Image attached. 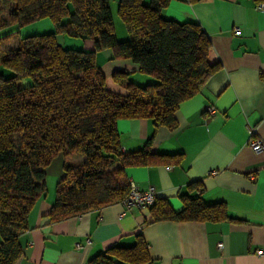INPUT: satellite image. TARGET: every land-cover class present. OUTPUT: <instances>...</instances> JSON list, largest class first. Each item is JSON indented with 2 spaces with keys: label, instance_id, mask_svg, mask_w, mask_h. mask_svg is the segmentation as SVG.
I'll list each match as a JSON object with an SVG mask.
<instances>
[{
  "label": "trees",
  "instance_id": "obj_1",
  "mask_svg": "<svg viewBox=\"0 0 264 264\" xmlns=\"http://www.w3.org/2000/svg\"><path fill=\"white\" fill-rule=\"evenodd\" d=\"M170 1L119 0L118 14L129 31L121 41L110 0H0V30L6 32L0 34V264H18L24 255L21 237L56 157H63L64 172L49 213L52 222L121 202L131 184L126 167L181 157L146 147L126 152L117 126L122 118H147L156 127L176 129L180 104L222 66L210 59L213 43L199 23L163 14ZM45 17L53 19L55 31L18 35L21 26ZM11 26L15 31L7 32ZM64 35L93 40L95 49L66 47ZM103 48L114 59L130 58L145 80L138 83L130 72L116 70L112 77L127 92L111 91L96 59ZM28 78L32 83L23 84ZM182 200L176 211L157 197L149 207L154 221L234 219L224 202L208 204L201 192ZM150 260L139 234L133 246H113L88 263Z\"/></svg>",
  "mask_w": 264,
  "mask_h": 264
},
{
  "label": "crops",
  "instance_id": "obj_2",
  "mask_svg": "<svg viewBox=\"0 0 264 264\" xmlns=\"http://www.w3.org/2000/svg\"><path fill=\"white\" fill-rule=\"evenodd\" d=\"M261 1H170L163 14L199 23L213 43L210 59L222 66L199 93L180 104L176 129L156 127L147 118H122L117 123L126 152L146 147L160 154H181L171 162L128 166V178L142 189L156 186L158 198L167 199L176 211L183 208L182 195L201 192L208 204L224 202L234 219L154 221L150 209H135L120 218L123 205L116 202L52 222L49 213L56 190L47 187L30 211L18 264H89L113 246H133L139 234L147 241L151 258L145 264H264V254L256 252L264 250V153H256L248 144L250 126L264 140V11L257 7ZM118 3L110 0L112 13L118 14ZM120 21L119 33L114 17L117 38L123 41L129 31ZM235 26L241 27L240 33H235ZM15 29L11 26L7 32ZM5 33L0 30L2 36ZM16 39L17 34L10 43ZM78 39L60 37L64 46L79 44ZM81 41L82 48L95 49L93 40ZM96 59L115 93L127 92L124 84L114 81L116 70L130 72L138 83L145 80L136 63L112 58L109 48L97 50ZM55 159L47 171L56 165L61 178L63 161L59 156ZM88 238L91 241L86 243ZM77 243L82 244L80 249Z\"/></svg>",
  "mask_w": 264,
  "mask_h": 264
},
{
  "label": "built area",
  "instance_id": "obj_3",
  "mask_svg": "<svg viewBox=\"0 0 264 264\" xmlns=\"http://www.w3.org/2000/svg\"><path fill=\"white\" fill-rule=\"evenodd\" d=\"M257 7L260 10L264 11V1L258 3ZM235 33L241 32L240 26H235L234 28ZM209 112L211 114L215 113V109L213 107L209 108ZM250 133L249 138V146L256 152V153H264V140L256 134V128L250 126L248 128ZM158 197V190L156 186L150 185L148 188L142 189L134 180L131 179L130 189L128 194L125 198L121 201L123 205V211L120 214V218L124 217L128 213L133 212L135 209H149L151 205H153ZM91 240L88 238L86 243H89ZM223 245L222 242L219 243V247ZM82 244L77 243V248H81ZM259 255L264 254L263 249H258L256 251Z\"/></svg>",
  "mask_w": 264,
  "mask_h": 264
},
{
  "label": "rangeland",
  "instance_id": "obj_4",
  "mask_svg": "<svg viewBox=\"0 0 264 264\" xmlns=\"http://www.w3.org/2000/svg\"><path fill=\"white\" fill-rule=\"evenodd\" d=\"M144 2L145 3H150V0H144ZM114 17H115L116 23L118 25L117 30L119 32V29H120L119 27H120V23H121L120 20L121 19L119 18L117 12H115V11L113 13V20H114ZM121 26H122V23H121ZM50 27H53L52 30L55 31L56 25H55L53 19L51 17H45V18H42V19H39V20H36L34 22H30V23H28L26 25L21 26V29L23 31L19 32L18 35L24 37V36H28V35L48 33V32L52 31L50 29ZM122 28H123V26H122ZM78 40L79 41H76V42H79V44L78 43H76V44H66V47H74L76 49H82V47H83L82 43H81L82 41H81L80 38ZM29 83H32L31 78L30 79L29 78L25 79L23 81V84H29ZM60 156H59V160L63 161V157H60ZM71 160H77V159L74 158V159H71ZM54 162L55 161H53L52 165L55 164ZM57 164H58V161H57ZM55 168H56V165H54V167H52L51 170L47 171V173H48L47 174V187H48V189L53 190V191L56 190L57 184H58V182L60 180V176H59V174H57L58 172L55 171Z\"/></svg>",
  "mask_w": 264,
  "mask_h": 264
}]
</instances>
